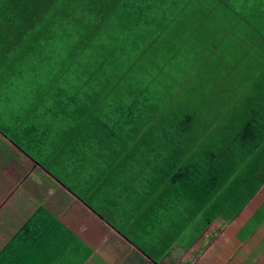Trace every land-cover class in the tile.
I'll return each instance as SVG.
<instances>
[{
    "label": "crops",
    "instance_id": "obj_1",
    "mask_svg": "<svg viewBox=\"0 0 264 264\" xmlns=\"http://www.w3.org/2000/svg\"><path fill=\"white\" fill-rule=\"evenodd\" d=\"M230 19L216 24L264 31ZM245 37L263 67L246 88L239 66L215 72V99L241 96L249 113L217 106L214 139L128 101L125 83L42 77L50 62L0 38V264H264V36Z\"/></svg>",
    "mask_w": 264,
    "mask_h": 264
},
{
    "label": "rangeland",
    "instance_id": "obj_2",
    "mask_svg": "<svg viewBox=\"0 0 264 264\" xmlns=\"http://www.w3.org/2000/svg\"><path fill=\"white\" fill-rule=\"evenodd\" d=\"M108 1L101 0L98 6L101 7ZM150 3L149 15L145 14L143 21L136 24L138 28L134 33L127 28L121 30V23L109 20L94 37L87 39L84 46L81 43L83 37L79 34L91 27L90 23L70 27L66 32L62 27L58 28L57 32L47 40L46 49L38 51V59L42 60L40 65L51 63L41 69L40 76L53 77L55 81L59 78L58 82H64L61 81V72L55 69L56 66H62L65 68L64 71L77 72V75H70L72 80H79V85L85 81L92 82L91 80L111 85L117 82L125 83L130 89L121 92H126L125 97L128 101L136 99L135 105H140L141 100L165 104V107L160 109L170 114L167 119L170 124L182 127V120L190 116L192 119L190 129H200L209 139H214L218 137L217 133L220 132L222 125L215 120L218 114L217 106L232 107L231 120L249 113L242 111L247 104L241 96H236L231 106L222 103V96L215 99V72L219 76L232 78L235 75L232 74L234 71L232 66L237 65L239 70L244 71L238 74V82L242 87L246 88L248 84L254 82L258 69L263 67V59L247 58L245 54L249 43L243 38L248 34L264 36V31L248 25L216 24L213 0H190V13L187 15L184 13L185 0H150ZM235 4L239 8L240 4L247 5L251 14L262 9H255V0H250L249 3L238 0ZM204 5L208 6L207 10L204 9ZM179 14L181 18H177ZM51 30L55 32L56 29ZM231 40H235L234 47L238 45L239 57L233 52ZM95 46L99 50H96ZM54 51L62 53V57L53 54L47 57L42 54L54 53ZM71 52L74 54L73 57L70 56ZM40 54L44 56L40 58ZM250 61L254 62L250 63ZM249 65L255 69L252 74L245 70L250 69ZM220 69L223 72H218ZM209 71L214 73L211 79L205 74ZM259 81L262 82L261 77ZM190 87L197 89L185 91ZM81 92L83 91L80 90ZM243 92L245 93L243 98L246 99V91ZM113 106L121 108L119 103ZM123 108L125 111L131 109L129 106ZM95 119L98 122L96 116ZM140 122L136 118L133 121L135 126ZM105 124L109 126L115 123L105 121ZM235 124L231 121V125ZM157 125L159 122L149 123L148 128ZM122 127L128 131L130 126L124 123ZM100 130L107 131L106 128ZM126 130L122 132L126 135L131 134ZM146 131L147 129L135 135L144 134Z\"/></svg>",
    "mask_w": 264,
    "mask_h": 264
},
{
    "label": "trees",
    "instance_id": "obj_3",
    "mask_svg": "<svg viewBox=\"0 0 264 264\" xmlns=\"http://www.w3.org/2000/svg\"><path fill=\"white\" fill-rule=\"evenodd\" d=\"M99 1L101 0H0V38L12 39L15 50L29 47L31 56L39 57L38 51L46 49L47 40L60 27L66 32L70 27L90 23L91 27L79 34L83 37L80 42L86 45L87 39L94 37L109 20L121 23V30L127 28L134 33L138 28L136 24L143 21L145 14L150 13V0H109L101 7L98 6ZM235 1L238 0H213L215 19L228 16L236 19L238 16L253 17L254 22L259 23L264 21V0H255V9H262L252 14L247 5L240 4L239 8ZM185 4L184 13L187 15L190 13V0H185ZM207 7L204 5L205 10ZM179 15L177 18L182 17ZM52 28L56 29L55 32ZM254 28L263 31L258 23H255ZM180 29L183 30L182 27ZM233 41L235 40L231 42ZM95 49L99 50L97 46ZM187 90L189 88L185 91ZM164 107L165 104L155 101V106L151 108L153 113L164 114L160 109Z\"/></svg>",
    "mask_w": 264,
    "mask_h": 264
}]
</instances>
